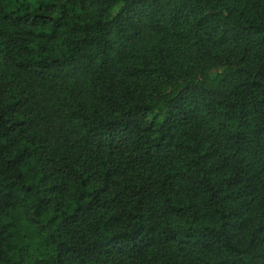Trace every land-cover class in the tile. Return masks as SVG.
Listing matches in <instances>:
<instances>
[{
	"label": "trees",
	"instance_id": "trees-1",
	"mask_svg": "<svg viewBox=\"0 0 264 264\" xmlns=\"http://www.w3.org/2000/svg\"><path fill=\"white\" fill-rule=\"evenodd\" d=\"M0 264H264V0H0Z\"/></svg>",
	"mask_w": 264,
	"mask_h": 264
}]
</instances>
